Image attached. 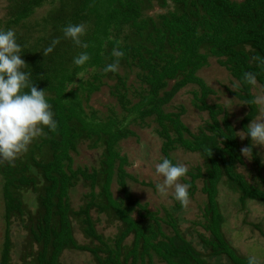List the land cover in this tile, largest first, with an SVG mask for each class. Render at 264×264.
I'll use <instances>...</instances> for the list:
<instances>
[{
  "label": "trees",
  "instance_id": "obj_1",
  "mask_svg": "<svg viewBox=\"0 0 264 264\" xmlns=\"http://www.w3.org/2000/svg\"><path fill=\"white\" fill-rule=\"evenodd\" d=\"M48 1L54 0H13L6 25L17 26ZM57 1L59 7L43 18V25L51 27L53 33L40 40L44 45L40 50L16 34L22 46L21 58L28 65L22 71L30 72L31 83L45 90L58 128L52 132L43 127L46 135L34 138L14 165L0 164L5 218L0 264H13V218L23 222L27 231L25 247L30 249L20 264H62L60 257L65 250L89 252L95 264H216L209 258L221 256L230 264H248V257L238 255L223 234L218 192L222 184L236 196L241 209L250 201L264 208V167L252 148L257 181L251 182L239 172L244 159L237 129L222 105L208 102L215 91L197 72L213 57L240 85L229 93L248 109L239 126L247 135V127L259 110L253 86L244 82L243 74L255 73L257 84L264 90V68L252 59L255 55L264 57V0H156L161 8H168V1L172 4V10L156 19L143 17L151 0ZM69 23L87 26L81 37L87 48L64 36L63 28ZM56 38L60 43L45 57L44 48ZM113 48L124 52L119 67L136 70L135 77L142 87L133 93L134 101L127 98L126 74L104 72L106 65L116 59ZM82 52H87L90 60L76 66L73 60ZM91 68L96 70L89 81L66 90L78 72ZM102 76L115 82L111 94L125 112L135 114L133 122L153 118L156 133L163 141L164 158L177 164L170 154L178 147L203 159L202 167L187 172L185 176L190 180L185 182L191 186V196L196 182L202 180L200 191L206 203L199 224L207 235L198 237L204 251L196 249L178 228L173 214L166 212L160 217L129 193L126 179L132 176L125 171L127 160L117 145L134 133L112 117L100 119L93 112L90 116L84 112L83 102L99 90ZM189 85L197 88L193 107L208 116L195 133L182 122L183 107L177 112L166 111L173 98ZM84 142L91 149L102 148L98 167L74 169L71 153ZM244 144L252 146L250 136ZM114 179L123 194L120 199L114 198L111 191ZM79 184L89 191L83 195V204L75 209L69 195ZM25 192L35 195L33 210L23 199ZM173 207L178 211L182 205L177 201ZM93 211L121 223L112 248L98 233ZM136 215L142 219H136ZM74 223L86 239L96 241L100 247L80 245L74 236ZM259 232L264 236L261 229ZM130 236L133 241L125 245Z\"/></svg>",
  "mask_w": 264,
  "mask_h": 264
},
{
  "label": "rangeland",
  "instance_id": "obj_2",
  "mask_svg": "<svg viewBox=\"0 0 264 264\" xmlns=\"http://www.w3.org/2000/svg\"><path fill=\"white\" fill-rule=\"evenodd\" d=\"M11 3H13V0H0V30L12 29L28 45L35 46L40 50L44 46L40 40L46 39L53 33L51 27L43 25V18L49 11L59 7L60 2L57 0L45 2L41 7L35 9L34 13L24 20V22L22 21L17 26H8L6 22L9 19ZM168 4V8H161L158 6L156 0H151L150 7L143 11V17L156 19L160 14L172 10L171 2L168 1ZM95 70L96 68H91L78 72L83 73V76L80 78L76 74L74 80L67 85L66 90L69 91L77 88L80 82L89 81ZM118 72L121 75L126 74L128 76L126 81L129 88L127 98L134 101L135 96L133 93L142 87L141 83L135 77L136 70L134 69L133 72H130L126 67H119ZM197 75L215 91V95L211 96L208 102L220 104L226 109L232 125L237 129L238 135V132H241L239 127L240 122L246 115L248 109L242 102L238 101L229 93V90H235L234 85L237 84L236 80L213 57L208 59V64L201 68L197 72ZM101 82L99 90L92 93L88 101L83 102L84 112L88 116L93 112L100 119L112 117L134 133V135L121 140L117 145V150L127 160L125 171L132 176V179H126L129 193L142 204H146L148 210L157 212L160 217H164L166 212L173 214L178 221V228L186 234V237L191 240L196 249L204 251L198 237V234H206L199 224V222H203L201 212L206 203V197L200 191L202 180L201 182H196L197 188L189 196V205L186 208L182 207L180 210L174 211L173 205L177 202L174 197V189H170L167 196L160 195L156 190L157 183H162L164 179L156 173L155 167L157 163L162 162L164 159L161 152L163 141L156 133V123L153 122V118L133 122L135 114L125 112L121 108L117 98L111 94V87L115 82L104 76L101 77ZM195 90L197 88L194 85L183 88L166 107V111L170 112H177L183 107L185 114L181 117L182 122L193 133L198 132L208 120L206 113L199 112L193 107V92ZM252 93L255 98L257 96H264V90L258 84L252 88ZM257 105L259 112L254 120L264 121V105ZM238 139L241 143V148L246 147L244 139L242 140L239 136ZM253 150L264 167V145H257L253 147ZM101 152L102 148H89L88 142L78 144L76 152L71 153L73 159L72 168L76 169L80 167L91 169L92 167H98ZM170 155L176 163L186 165L189 171H195L197 167L203 166V159L197 153H190L177 147ZM242 157L244 159V166L239 168V172L244 174L247 180L256 182V167L253 164L251 153L248 157L243 155ZM261 173L264 176V169ZM185 180H190V177L184 176L179 182L186 184ZM2 181L0 176V252L2 250L5 231ZM88 191L82 184H79L70 193L69 196L75 209H78L83 204V195L88 193ZM111 191L113 192L114 198L120 199L123 197L115 179L111 185ZM218 193L220 212L224 217L222 231L226 240L238 255L244 257L255 256L259 263L264 264V236L259 232V229L264 232L263 206L259 202L250 201L245 205V208L241 209L236 196L222 184L219 187ZM34 198L35 195L30 192H25L23 195L25 203L29 205L31 210L35 207ZM92 217L96 221L98 233L103 235L104 240H107V243L112 248L118 236L121 223L116 220H110L107 216L99 214L96 211L92 212ZM141 217L136 215L135 218L142 219ZM26 234L27 231L23 226V222L13 218L10 227L12 242L10 257L13 264H20L21 259L26 257L25 253L30 252V249L25 247ZM74 236L80 245L85 244L90 247H100L96 241L92 242L90 239H86L76 223H74ZM132 241L133 237L130 236L125 239L124 244L129 245ZM33 248L36 249L35 247ZM25 259L28 260L29 257ZM209 260L216 264H230L224 256L219 258L212 257ZM60 262L62 264H95L94 257L91 253L74 250H65L60 257ZM156 264L162 263L156 262Z\"/></svg>",
  "mask_w": 264,
  "mask_h": 264
},
{
  "label": "clouds",
  "instance_id": "obj_3",
  "mask_svg": "<svg viewBox=\"0 0 264 264\" xmlns=\"http://www.w3.org/2000/svg\"><path fill=\"white\" fill-rule=\"evenodd\" d=\"M86 30L87 26L83 23H69L63 28V33L77 46L87 48L88 44L81 40ZM59 43V38L53 39L51 44L44 48V56L47 57L52 53ZM21 52L22 46L17 42L15 31L0 30V164L7 162L14 165L17 157L27 152L34 138L46 135L43 127H47L52 132H56L58 128L51 105L46 100L45 90H40L31 83L30 72L22 71L28 65L21 58ZM112 55L116 59L113 63L106 65L105 73L119 71L120 58L124 56V52L113 48ZM252 59L258 63L259 67L264 68V57L255 55ZM89 60V54L82 52L74 58L73 63L76 66H83ZM77 76L81 78L83 73H77ZM243 80L253 87L257 85V77L253 72H245ZM239 86V84L234 85V89ZM23 89H30V91L25 92L22 91ZM254 102L264 105V96H257ZM247 129V135L244 131L238 132L242 140L247 136H250L252 140V146L241 148V153L245 157L252 153L253 147L264 145V121L252 120ZM155 167L156 173L164 178L162 183H157V192L167 196L169 190L174 189L175 199L186 208L190 203L189 188L191 186L179 181L189 171L188 167L181 163L173 164L168 158H164ZM248 264H259V262L255 256H250Z\"/></svg>",
  "mask_w": 264,
  "mask_h": 264
}]
</instances>
